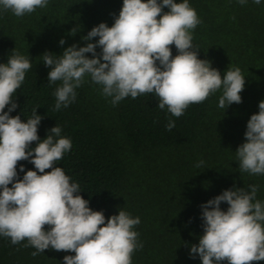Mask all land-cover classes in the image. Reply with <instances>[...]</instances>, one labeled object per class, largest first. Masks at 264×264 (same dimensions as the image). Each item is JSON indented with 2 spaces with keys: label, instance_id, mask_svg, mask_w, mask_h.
<instances>
[{
  "label": "trees",
  "instance_id": "obj_1",
  "mask_svg": "<svg viewBox=\"0 0 264 264\" xmlns=\"http://www.w3.org/2000/svg\"><path fill=\"white\" fill-rule=\"evenodd\" d=\"M188 2L201 21L191 30L198 58L209 60L221 76L228 68H239L245 86L239 104L221 109V89L202 103L190 104L179 118L161 110L153 94L129 96L113 105L87 75L75 89L74 102L55 109L54 92L61 82L49 83L43 53L59 56L68 46H84L89 41L82 37L94 26H112L123 0H48L47 7L23 17L0 6V64L14 52L32 64L13 97L18 107L10 115L26 121L37 107L41 140L56 124L62 129L60 135L71 140L72 148L55 166L79 184V194L92 210L102 211L106 219L119 210L140 218L134 230L142 247L133 252L132 264H202L198 254L190 255L203 234L202 204L225 189L251 184L258 186L256 198L264 203V175L241 172L235 152L245 142L250 116L264 100V0L243 5L239 0ZM170 48L175 56L174 44ZM96 51L101 52L99 46ZM170 120L175 127L168 131ZM21 164L25 171L35 170L28 160L18 161L19 179L24 175ZM220 207L226 211L228 205L221 202ZM26 244L0 236V264H64L66 255H75L49 248L34 257L36 249Z\"/></svg>",
  "mask_w": 264,
  "mask_h": 264
},
{
  "label": "clouds",
  "instance_id": "obj_2",
  "mask_svg": "<svg viewBox=\"0 0 264 264\" xmlns=\"http://www.w3.org/2000/svg\"><path fill=\"white\" fill-rule=\"evenodd\" d=\"M246 2L239 0L241 5ZM47 5L48 0H0V6L16 17ZM199 23L188 0H123L112 26L105 22L94 26L82 37L89 41L84 46H68L59 56L43 53V62L50 67L49 83L61 82L54 92L55 109L74 102L75 89L86 75L102 87L104 96L112 98L113 105L129 96L153 94L157 106L177 118L190 104L202 103L221 89V109L241 103L245 86L241 70L228 68L221 76L209 60L198 58L191 30ZM94 37L99 39L92 42ZM59 43L63 45L64 39ZM31 67L29 58L19 52L0 64V236L10 238L12 244L27 240L25 247L36 249L31 253L34 257L49 248L74 252L64 257V264H132L133 252L142 247L134 230L140 218L119 210L106 219L102 211L92 210L79 194V184L70 182L63 169L55 166L72 148L71 140L60 135L62 129L56 124L41 140L42 117L37 107L26 121L10 115L18 107L13 97ZM258 107L247 122L245 142L235 151L241 172L252 175H264V100ZM173 127L175 122L170 120L166 130ZM22 160L35 170L25 171L21 164L24 175L19 179L17 163ZM257 192L255 184L225 189L202 204L203 234L198 245L191 246L190 255L198 254L202 264L264 260V203L256 198ZM221 202L227 203L226 211Z\"/></svg>",
  "mask_w": 264,
  "mask_h": 264
}]
</instances>
